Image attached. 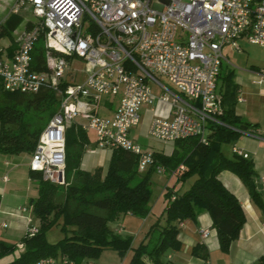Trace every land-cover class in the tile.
<instances>
[{"label":"built area","instance_id":"obj_1","mask_svg":"<svg viewBox=\"0 0 264 264\" xmlns=\"http://www.w3.org/2000/svg\"><path fill=\"white\" fill-rule=\"evenodd\" d=\"M25 7L33 15L32 27L19 36L11 59H0V81L10 94L34 96L47 88L59 97L56 113L39 135L28 166L53 186L61 184L66 132L77 120H83L82 132L94 133L98 148L135 155L139 174L154 165L153 154L129 134L140 124L141 109L156 100L170 106L171 120L154 118L149 137L162 143L197 138L206 145V126L216 123L218 114L222 49L238 50L236 41L241 38L264 47V0H15L10 14ZM39 42L46 72L31 70V54ZM72 58L88 66L85 80L74 85L65 81ZM256 83H264V69ZM151 85L162 95L157 98ZM102 97L119 98L111 119L97 114ZM233 154L247 159L235 148ZM155 173L166 174L160 166ZM1 180L8 182L6 176ZM32 212V206H24L12 213L26 216L29 236L38 233L30 225ZM201 237L206 239L208 231L202 230ZM36 264L57 263L44 259Z\"/></svg>","mask_w":264,"mask_h":264},{"label":"trees","instance_id":"obj_2","mask_svg":"<svg viewBox=\"0 0 264 264\" xmlns=\"http://www.w3.org/2000/svg\"><path fill=\"white\" fill-rule=\"evenodd\" d=\"M21 23V17L11 15L0 25V38L10 36ZM31 27L32 23H27L25 29L30 30ZM40 46L41 42L31 54V70L34 72L47 71L44 51ZM12 50L14 52L15 48ZM65 87L64 84L62 89ZM234 97V93L229 92L222 97L224 104L229 101V106L215 116L216 123L208 124L211 134L206 145L197 138L176 141L171 156L152 153L154 165L145 174L137 171V157L122 150L112 151L103 176L100 170L92 174L81 171V143L85 134L71 127L66 132V177L73 175L75 182L65 190L63 201L56 203L57 186L29 171V178L38 183L37 198L31 202L38 233L25 235L20 240L23 250L9 264H36L40 260L57 257L58 264H82L95 261L104 250L114 251L121 257L132 251L129 264H164L162 258L168 251L180 249L177 224L186 220L195 222L201 213L210 217L220 251L228 253L231 244L240 235L245 216L238 200L219 181V174L227 171L236 176L250 199L264 212L255 185L253 163L235 154L227 158L222 152L224 145L235 142L247 130V125L235 115L234 102L231 101ZM55 105V93L47 88L34 96L10 94L3 90L0 81V154H32L39 135L56 113ZM31 110L48 112L45 122L32 130L25 122L26 113ZM158 166L163 167L166 173L174 172L180 182L191 177L196 179L187 191L176 195L173 201L171 194H166L165 225L158 231L152 248L147 244L132 250V238L115 234L110 224L125 215L138 219L148 216L152 194L150 178ZM180 166L184 167V171H179ZM54 227H60L64 237L57 244H49L45 234ZM17 245L0 241V258L12 255ZM201 249L196 246L192 255L198 256ZM206 258L203 255V259ZM258 264H264V259H260Z\"/></svg>","mask_w":264,"mask_h":264},{"label":"crops","instance_id":"obj_3","mask_svg":"<svg viewBox=\"0 0 264 264\" xmlns=\"http://www.w3.org/2000/svg\"><path fill=\"white\" fill-rule=\"evenodd\" d=\"M14 1L0 0V25H3L11 16L10 11ZM24 12L31 13L30 7L23 8L16 16L21 17ZM27 23H32V21H27ZM22 31H26L25 27ZM19 32L17 28L11 35L16 36ZM17 40L18 37L13 39L7 55L2 60L11 59L12 49L16 47ZM236 44L239 48L238 50L229 46L222 49L225 61L221 66L216 88L218 115L222 113L224 108L229 106V101L226 104L223 103L222 97L224 94L228 92L234 93L235 97L231 101L234 102L235 115L247 125L245 132H254V135L241 134L235 142L224 145L222 152L225 157L232 158L233 148H235L247 155V160L253 163L256 189L261 196L262 205H264V83H256L259 72L264 69V56L260 57L252 53L249 46L258 47L262 50H264V47L251 45L245 38L238 39ZM0 51L2 53L1 49ZM151 90L157 98L162 95L155 85H151ZM239 98L243 102L239 103ZM185 100L190 105L196 106L189 100ZM118 104V97H102L97 107V114L102 118L111 119ZM154 118L171 120L170 106L156 100L151 107H143L141 109L140 124L130 131L129 137L134 143L139 144L143 150L169 157L173 152L174 143L161 142L164 147L157 149V145L150 147V143L145 140V137H149L148 129ZM82 123L83 120H77L72 127L80 130ZM84 134L85 139L81 143L83 152L80 156L79 168L81 171L90 174L100 170L103 176L113 149L98 148L94 133ZM210 134L211 132L207 125L206 137ZM21 162V159H18L17 156L0 154V241L5 243L14 241L18 245H20V240L27 235V218L26 216L14 217L12 213L19 207L32 206L31 202L37 198L31 196L30 189L24 194L18 190L19 185H22L25 178L28 186L34 182L29 178V162ZM20 167H24L25 171L20 170ZM154 175L162 176L156 173ZM5 176L8 178V182H2L1 179ZM165 176L168 179L160 184L157 197L159 202L161 201V216L163 218L165 216L164 210L168 203L166 194L169 192L172 196L171 201H173L176 195L187 191L196 179V177H193L185 182H180L174 172H167ZM218 179L224 188L238 200L244 212L245 223L238 239L231 244L228 253H222L216 232L212 228L210 217L206 213H201L197 216L195 222L186 220L177 224V241L180 243V249L178 251H168L162 258L164 264H258L260 259H264V212L250 199L246 188L236 176L230 172L223 171L219 174ZM173 180H176L175 183H173ZM152 184L153 182L151 181V186ZM150 203V212L145 219L139 220L130 215H125L110 224L111 230L122 238H132L131 235H135V237L133 236L134 239H132V250L137 249L140 245H146L151 235L158 233L165 225V222L161 225V222L157 220V214H154L153 207L155 203L152 208ZM30 218L32 220L30 225L35 226L33 213ZM2 224L6 225V227L3 228ZM202 230L208 231L206 239L201 237ZM136 243H140V245L134 248ZM196 246L202 249L199 251L198 256H193L192 250ZM19 250H23V247ZM131 255L132 251L125 254V257H128L125 263L129 264ZM203 255H206V260L203 259ZM87 264H94V262L89 261Z\"/></svg>","mask_w":264,"mask_h":264},{"label":"rangeland","instance_id":"obj_4","mask_svg":"<svg viewBox=\"0 0 264 264\" xmlns=\"http://www.w3.org/2000/svg\"><path fill=\"white\" fill-rule=\"evenodd\" d=\"M21 17H22V23L18 27V31H20L21 33L19 32L16 36L15 35H10V36L3 35L0 38V49L2 50V53L0 55L1 59H4L5 56L7 55V52L9 50L11 44L13 43V39L15 37H18V38H19V36L21 37V34L23 32L22 30L25 27L26 22L27 21H32V22L34 21L31 13L24 12V13H22ZM0 18H1V16H0ZM40 47L43 49V45ZM249 47H250V50L252 53H254L260 57L264 56V50H262L258 47H254V46L253 47L249 46ZM43 51H44V49H43ZM87 71H88V66L86 63H84L80 59L72 58L71 59V69H70L69 73L66 75L65 81L70 85H74L76 83L83 82V80L85 78V74ZM160 82L162 84H164L170 91H172L174 93L176 92V90L172 86H170L169 83H167L164 79H160ZM55 97H56V105L54 108L57 110L59 97L58 96H55ZM47 114H48L47 111L42 112V113H36L33 110L27 111L26 117H25V122L27 125L30 126L31 130L35 129L45 122ZM145 140L150 143V147H152L154 145L155 146L157 145L156 146L157 149H162L164 147V145L161 144V142H158V141L152 139L151 137H145ZM30 155L20 154L17 157H18V159H21V161H22L21 163H28V162H30ZM19 169L25 171L24 167H20ZM191 178H193V177H191ZM166 179H168V178L165 176V174L162 176L152 175L150 178V180L153 182V184L150 188L151 193H152L151 194L152 202L150 204H151V208H152L153 204L155 203V205L153 207L154 214L155 215L157 214L156 215L157 220H159L161 222V225H163V223L165 222V216H164V218L161 216V214H162V208L160 207L161 201L159 202L157 197H158V192L160 190V184L164 183L166 181ZM175 181L176 180H173V183H175ZM74 182L75 181L73 180V175L71 177H66V169H65L63 172L62 178H61V184H59L57 186L58 192L55 196V202L56 203L63 201L65 190L67 189V187L70 184H72ZM37 186H38V183L36 181L30 183V185L28 186L26 178H25V181L22 183V185H19L18 190H19V192L24 194L27 190L30 189L31 194H32L31 196L37 197V195H38ZM98 214L103 215V212H99ZM163 219H164V221H163ZM139 220H141V219H139ZM157 235H158L157 232L153 233V236L151 235L150 240L147 241L148 242L147 244L150 245L149 248H152L153 243L157 238ZM131 236H132V239H134L135 235H131ZM63 237H64V235L61 232L60 227H54V228L48 230L45 234L46 241L49 244H57L59 241H61L63 239ZM8 244L17 245V244H15L14 241L9 242ZM139 245H140V243H136L134 248H137ZM20 251L21 250L16 249L12 255L2 256L0 258V264H9L10 262H12L13 259L17 258L21 254ZM127 258L125 256H123V257L119 256L114 251L104 250L100 254V256L95 261H92V262H94V264H128V263H125ZM53 260H55L56 263L58 264L59 257H57V259H53ZM82 264H87V263L84 262Z\"/></svg>","mask_w":264,"mask_h":264}]
</instances>
